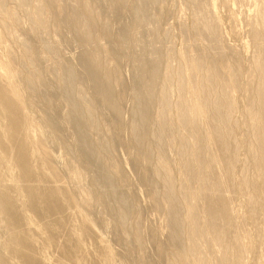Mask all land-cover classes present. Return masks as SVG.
Segmentation results:
<instances>
[{"label": "rangeland", "instance_id": "374dc122", "mask_svg": "<svg viewBox=\"0 0 264 264\" xmlns=\"http://www.w3.org/2000/svg\"><path fill=\"white\" fill-rule=\"evenodd\" d=\"M17 1L0 0V264H238L237 255L243 264H264V178L254 161L258 132L246 97L259 78L254 61L264 34L254 11L264 0L242 7L206 0L218 21L213 40L200 36L193 0H140L144 10L139 0H84L94 13L87 27L96 38V62L114 70L108 80L117 111L96 92L104 71L92 78L85 66L83 42L68 22L69 1L27 0L25 8ZM37 2L44 7L41 27L31 15ZM154 58L158 74L146 92ZM204 76H211L208 87ZM233 79L242 87H232ZM222 93L230 105L227 148L235 153L227 174L221 161L211 162L219 152L215 139L198 137L213 133ZM198 97L207 98L206 109L192 117V132L178 112ZM134 132L146 134L141 144ZM195 157L211 162L199 179L186 174ZM204 184L208 195L193 201L191 213L189 194ZM218 184L227 218L215 214L210 228L203 204L216 202ZM165 210L173 212L171 221ZM213 227L224 233L215 249Z\"/></svg>", "mask_w": 264, "mask_h": 264}, {"label": "bare ground", "instance_id": "6f19581e", "mask_svg": "<svg viewBox=\"0 0 264 264\" xmlns=\"http://www.w3.org/2000/svg\"><path fill=\"white\" fill-rule=\"evenodd\" d=\"M17 1V0H16ZM36 1V0H35ZM69 1V3H70V5H71V7H70V14H69V16H68V22H69V25L71 26V27H73L74 29H76V31L78 32V34H79V36H80V38H81V40H82V42H83V45H84V49H83V52H82V57L85 59V66L87 67V69L89 70V71H91V77L92 78H95V75H96V73H100V72H102V71H104V75H102V80L98 83V85H97V90H96V92H97V94L100 96V98H101V100L104 102V103H106V104H108L110 107H112L113 108V110H116L117 111V108H116V104H115V94H113V92H112V90H111V88H110V83H109V80H108V74H109V72H111V71H114L113 70V68H112V70H108V69H106V68H104L103 69V67L102 66H99V62H96V59H95V53H96V50H95V45H94V42L96 41V38H94L93 36H92V34L90 33V31L88 30V27H87V25H88V23H91V22H93L94 21V13H93V11H92V9L90 8V6L87 4V2H85L84 0H68ZM144 1V0H143ZM143 1H138L137 3H136V5H138L137 7H140V9H142V10H144V9H147L146 7V3H144ZM194 1V2H193ZM192 2H193V4H194V7H195V10H196V23L197 24H199V26H200V36L202 35L203 37H205V38H208V40L209 39H211V40H213V39H215L216 38V36H217V33H218V21H217V18H216V16H213L211 13H210V9H209V7H208V2L206 1V0H193ZM237 3H238V6L240 5V7H242V6H244V5H250L251 4V0H235ZM255 1V0H254ZM260 1V0H259ZM258 1V2H259ZM33 2V1H32ZM17 3H19L21 6H25L27 3H28V5H30L29 4V2H27V0H18L17 1ZM34 3H36V2H34ZM38 3V2H37ZM55 3V1L54 0H52L49 4H51V5H53ZM18 4V5H19ZM33 4V3H32ZM39 4H41V2H39L38 3V5L37 4H35V6L32 8V11H33V13L31 14V15H33V18L32 19H34V23L36 22L37 24H36V26L37 25H43V23L45 24V22H44V20H45V16H44V7L42 8ZM255 4V3H254ZM253 4V5H254ZM42 5V4H41ZM20 6V7H21ZM26 7V6H25ZM24 7V8H25ZM29 7V6H28ZM30 7H31V5H30ZM259 7V6H258ZM22 8V7H21ZM23 8V9H24ZM29 9V8H28ZM242 10H243V8H242ZM31 11V10H30ZM29 12V11H28ZM238 12V11H237ZM80 14H86L87 15V17H86V19L85 20H81L80 19V17H79V15ZM244 14V13H243ZM8 15V14H7ZM11 15V14H10ZM30 15V16H31ZM194 16H195V14H194ZM235 16V15H234ZM254 17L257 19V21H256V19H252V21H256L257 23H259L260 24V26H261V28H262V33L264 34V7H260V8H255V11H254ZM248 18H250V17H248ZM250 19V20H251ZM31 20V19H30ZM250 20H248V21H250ZM2 21V20H1ZM144 22V21H143ZM249 23H251V22H249ZM253 23V22H252ZM257 23L255 24V25H257ZM3 26V25H2ZM5 26V25H4ZM38 26V27H39ZM44 26V25H43ZM152 26V25H151ZM252 26V25H251ZM254 26V25H253ZM252 26V27H253ZM41 27V26H40ZM257 27H258V25H257ZM146 28V27H145ZM145 28H143V29H145ZM260 28V29H261ZM103 29H106V30H104V32H105V35H111L112 33L107 29V28H103ZM148 29V28H147ZM199 29V28H198ZM250 30V34L249 35H251V38H252V40H256L258 37H257V33H256V27H255V29H251V28H249ZM259 28H257V30H258ZM260 32H261V30H259ZM1 32V31H0ZM147 32V31H146ZM259 32V33H260ZM149 33L151 34L152 32H151V30L149 31ZM5 34V33H4ZM104 34V33H103ZM261 34V33H260ZM264 37V36H263ZM117 41L116 42H118L117 44L118 45H122L123 43H124V39H122V37H120L119 35H118V37H114ZM1 40V39H0ZM132 41L134 42V43H136V44H138L139 43V41H138V37L137 36H135V37H133V39H132ZM262 43V42H261ZM261 43H257V46H256V48H257V51L259 52V54H258V56H257V58L255 59V61H254V68H255V70H256V72L258 73V76L257 77H259L258 78V83H256V86H255V89L252 91V92H250V90H248V91H246V97H247V99H249L250 100V102L252 103V107H254V110H252V109H250L251 110V114L253 115V120H254V125H253V127H254V129H257V135L255 136V140L254 141H256V146H257V152H256V154H254V161H255V165L257 166V170H259V175H261L263 178H264V174H263V171H264V44H261ZM28 53V52H27ZM23 55V54H22ZM183 55V54H182ZM182 55H181V57H182ZM204 56V55H203ZM184 57V56H183ZM182 57V58H183ZM199 57V56H198ZM198 57H197V59H198ZM210 57H212V56H210ZM180 59V58H179ZM200 59V58H199ZM9 60V59H8ZM240 60V59H239ZM151 61V66H150V68H151V75L147 78V79H145V80H143V85H144V88H145V91L146 92H148V90H149V88H151L153 85H154V81H155V78H156V76H157V74H158V59L157 58H154V59H151L150 60ZM200 61H202V60H200ZM199 61V62H200ZM138 65H137V69L139 70V72L140 73H143L144 71H143V66L140 64V63H142V60H139L138 62ZM212 63L213 64H217V60H215L214 59V61H212ZM204 64V63H203ZM210 64V63H209ZM208 64V65H209ZM197 65V64H196ZM207 65V66H208ZM211 66V65H210ZM214 66V65H213ZM216 66V65H215ZM208 68H209V66H208ZM212 68V67H211ZM190 69V68H189ZM210 70V69H209ZM209 70H207V72L209 71ZM212 70H214V69H211V73H210V75H212ZM168 71V70H167ZM189 71V70H188ZM195 71V70H194ZM34 72H36V71H34ZM68 72V75H70V71H67ZM215 73H216V71H215ZM188 74V73H187ZM190 74V73H189ZM195 74V73H194ZM197 74V73H196ZM205 74H208V73H205ZM204 74V75H205ZM209 75V74H208ZM191 76V75H190ZM207 76V75H206ZM206 76H204L205 78H206ZM211 76H209V78H210ZM256 77V78H257ZM184 78V77H183ZM186 78V77H185ZM203 78V77H202ZM202 78H200V79H202ZM204 78V80H207V82H205V84L206 83H209L208 81L210 80L211 81V79H209L208 77L205 79ZM217 78V77H216ZM180 80H181V78H180ZM197 80H198V78H197ZM196 80V81H197ZM203 80V79H202ZM202 80H200V81H202ZM204 80H203V83H204ZM182 81V80H181ZM187 81V80H186ZM230 81V80H229ZM243 81V80H242ZM191 82H193V80L189 77V83L191 84ZM198 82V81H197ZM184 83V82H183ZM183 83H182V85H183ZM203 83H199L198 82V84H200L201 86L203 85ZM186 84H188V82H186ZM197 84V83H196ZM185 85V84H184ZM192 85V84H191ZM209 86V84H206V87H208ZM229 85V84H228ZM232 87H237V86H239L240 85V88L242 87V82L240 81H238V79H233V80H231V84H230ZM177 86V85H176ZM187 86V85H186ZM180 87V86H179ZM211 87V86H210ZM187 88V87H186ZM201 88V87H200ZM199 88V89H200ZM161 89V88H160ZM190 89H192V87H190ZM198 89V88H197ZM203 89H205V88H203ZM210 89V88H209ZM166 90V89H165ZM192 90H194V89H192ZM205 90H208V89H205ZM204 90V91H205ZM245 90H247V89H245ZM186 91V90H185ZM190 91V90H189ZM165 92V91H164ZM164 92L161 94V95H163L164 94ZM187 92V91H186ZM191 92V91H190ZM193 92V91H192ZM191 92V93H192ZM200 92H201V89H200ZM205 92H207V91H205ZM205 92H204V96L205 95H207V94H205ZM190 93V94H191ZM166 95H167V91H166V93H165ZM164 94V95H165ZM188 94V93H187ZM219 94H220V91H219ZM163 95V96H164ZM201 95H202V93H201ZM163 96H162V99H163ZM182 96V95H181ZM208 96V95H207ZM206 96V97H207ZM179 97V96H178ZM188 97V96H187ZM205 97V98H206ZM220 97V96H219ZM165 96H164V100H165ZM193 98V97H192ZM199 98V97H198ZM221 98V101H222V103L221 102H218V104L216 105V107H215V115H216V117L215 118H217V124H216V127L214 128V131H213V133H210V134H206L205 136H198L199 137V139L201 138V141H203V140H206V139H209V138H211V137H213L214 139H215V141L218 143V146H219V152H218V155L216 156V157H213L212 159H211V162H214V161H221L223 164H224V166H225V174H227L228 173V170H229V166H230V164H231V162L235 159V153H234V151H232V149H230V150H228V148L227 147H229L228 145H229V142H228V138H227V130L231 127L230 126V124H229V117H228V111H229V103L227 102V100H226V98H225V96H224V94L222 93V96L220 97ZM219 98V99H220ZM183 99V98H182ZM201 99V100H200ZM207 99V98H206ZM205 99V100H206ZM209 99V98H208ZM164 100L161 102V103H163L164 102ZM185 100H186V98H185ZM204 100V98L202 99V97H200L199 98V100H196V102H194V103H192L191 105H186V104H184V103H182V105H181V108H180V110H179V112H178V119H180L184 124H186L188 127H189V129L192 131V132H195L193 129H195L194 127H193V123H192V121L194 120L192 117H195L194 115L196 114V112H198V111H203V109H206L205 108V106H206V101ZM216 100V99H215ZM193 101V100H192ZM233 101H234V99H233ZM152 102V100L148 97V96H146L145 97V100H143L142 101V107L144 108V109H148L149 108V106H150V103ZM165 102H166V100H165ZM183 102V101H182ZM186 102V101H185ZM191 102V101H190ZM189 102V103H190ZM80 103V102H79ZM212 103V102H211ZM164 104V103H163ZM210 104V103H209ZM81 105V104H80ZM165 105V104H164ZM167 105V104H166ZM165 105V106H166ZM82 106V105H81ZM163 106V105H162ZM233 106V105H232ZM249 106V105H248ZM84 107V106H83ZM87 107V106H86ZM86 107H84L85 109H86ZM167 107V106H166ZM251 107V106H250ZM82 108V107H81ZM161 109L163 110V107H161ZM88 108L86 109V111L88 112ZM164 110H165V108H164ZM164 110L162 111V112H164ZM90 111V110H89ZM83 112V111H82ZM87 112L85 113V114H87ZM205 112V111H204ZM159 113V112H158ZM89 114H90V112H89ZM200 115V114H199ZM248 117V116H247ZM159 119H161V118H159ZM159 119H156V120H159ZM198 120V119H197ZM161 121H162V119H161ZM158 122V121H157ZM160 122V121H159ZM158 124V123H157ZM156 124V125H157ZM161 124V123H160ZM158 125V126H160V127H162L161 125ZM163 124V123H162ZM159 128V127H158ZM249 128H250V126H249ZM159 130V129H158ZM200 130V129H199ZM146 135V134H145ZM145 135L143 134V133H140V132H134V138H135V140L137 141V143H139V144H141L142 142H143V140H144V138H145ZM159 136V135H158ZM161 137V136H160ZM158 138V137H157ZM161 139V138H160ZM159 139V140H160ZM164 141V140H163ZM166 143V142H165ZM235 143V142H234ZM167 144V143H166ZM200 145H202V142H201V144ZM201 148V147H200ZM198 149H199V146H198ZM185 150V149H184ZM254 150V149H253ZM252 150V151H253ZM195 151H197V150H195ZM194 151V152H195ZM200 150H198V152H199ZM199 154H200V152H199ZM251 154V153H250ZM194 155L195 154H193V157H194ZM198 154H196L195 156H197ZM199 157V156H198ZM196 158V163H197V165H196V167L194 166V167H192V168H188L187 166H185V169H187L188 168V170L186 171L187 173V177L189 176H195V175H197V174H200V175H204V174H206V173H208V172H210L211 171V162H208L206 159V161H204V160H202V159H199V158H197V157H195ZM194 158V159H195ZM194 159H193V162H194ZM194 162V163H195ZM220 162V163H221ZM162 163V162H161ZM190 164H192L193 165V163H190ZM190 164H188V166H190ZM191 165V166H192ZM158 166V165H157ZM159 167V166H158ZM187 167V168H186ZM184 171V172H185ZM203 173V174H202ZM240 175V174H239ZM183 176H186V175H183ZM199 176L197 175V179H199V178H201L202 176H200L199 178H198ZM205 176H203V178H204ZM243 177V176H242ZM186 178V177H185ZM190 178H193V177H190ZM195 178H196V176H195ZM244 178V177H243ZM106 179V178H105ZM187 179V178H186ZM194 179V178H193ZM183 180H185V179H183ZM188 180V179H187ZM205 180H206V177H205ZM243 180V179H242ZM246 180V178L243 180V182ZM186 181V180H185ZM207 181V180H206ZM106 182H109L107 179H106ZM246 182H247V180H246ZM246 182H245V184H246ZM204 183V182H203ZM205 185V184H204ZM204 185L203 186H201V187H203V189H201V187H199L201 190L198 192V193H191V194H189L190 195V199H188V208L190 209V212L192 213V208H193V204L195 203V202H193V201H195V200H197L196 198L197 197H201V198H203V197H205V196H207L206 195V193L208 192L207 191V189H208V186L207 185H205V186H207V188H205L204 187ZM221 185H219L218 184V186H217V189H216V191H217V197H218V199H216V202H212L211 200H206L205 198V200H206V202L203 204V208H204V213H205V218L204 219H206V222L208 223V225H209V227L212 225V223L214 222V220H215V218H216V216H215V214H218V219L217 220H222V221H224L226 218H227V208H226V206H225V204H224V198H223V195L222 194H220L221 192H220V187ZM214 187H215V185H214ZM169 190V189H168ZM199 190V189H198ZM170 191V190H169ZM168 193V192H167ZM170 193V192H169ZM224 193V192H223ZM171 194V193H170ZM172 195H173V193H172ZM167 196H169L168 194H167ZM171 196V195H170ZM174 197V196H173ZM172 196L170 197V199H172L173 198ZM251 197V196H250ZM169 198V197H168ZM200 198V199H201ZM199 199V198H198ZM247 199H249L248 197H247ZM179 200V199H178ZM215 200V199H214ZM213 200V201H214ZM170 203H174V202H170ZM170 203H169V210H171L170 209ZM216 203L218 204V205H216ZM172 205V204H171ZM173 206V205H172ZM171 206V207H172ZM255 206H256V203H255ZM168 209V208H167ZM189 209H187L188 211H189ZM252 209H253V207H252ZM172 210H173V207H172ZM166 212L164 213L165 215H164V217H165V219L166 220H168L169 218H173L171 215H172V213H171V211H168V210H165ZM251 212H252V210H250ZM216 212H218V213H216ZM253 213V212H252ZM190 214V213H189ZM191 218H193L192 216L190 217V218H188V219H190V221L191 222H194V218L193 219H191ZM263 218V217H262ZM175 219V218H174ZM170 221H171V219H169ZM173 220V219H172ZM189 221V220H188ZM174 222V221H173ZM175 223V222H174ZM264 223V222H263ZM190 224V223H189ZM216 224V223H215ZM192 226V225H191ZM213 226V225H212ZM211 226V227H212ZM264 226V225H263ZM197 227V226H196ZM210 227V228H211ZM209 228V229H210ZM214 228V227H213ZM210 229V233L208 234L209 236H210V239H211V243H210V245H211V247L213 248V249H215V247H219V245L221 244V242H222V238H223V230H218V229ZM176 229V228H175ZM207 232H208V229H207ZM175 234H176V231L174 232ZM205 233V232H204ZM238 234V233H237ZM177 235V234H176ZM188 236H189V234H188ZM194 236H195V233H194V231H192L191 232V234H190V236H189V242H188V244H189V253L191 254V256L193 255L194 256V254L196 253V251L198 250V244H197V239H195L194 238ZM239 236V235H238ZM200 237V236H199ZM202 238V237H201ZM239 239H240V236H239ZM239 239H237V240H239ZM187 244V245H188ZM237 244V243H236ZM200 246V245H199ZM220 249V248H219ZM224 249V248H223ZM216 250H217V248H216ZM222 250V249H221ZM198 253V252H197ZM241 253V252H240ZM240 253H238V254H240ZM186 254V253H185ZM190 254H188V255H190ZM242 255V254H241ZM190 256V257H191ZM187 257V256H186ZM222 259V258H221ZM238 259V260H237ZM208 260V259H207ZM218 260V259H217ZM220 260V259H219ZM218 260V261H219ZM184 261V260H183ZM202 261V260H201ZM236 261H237V263L238 264H243L242 263V261H241V259H240V257H239V255H237V257H236ZM185 263V262H184ZM200 263V262H199ZM212 263V262H211Z\"/></svg>", "mask_w": 264, "mask_h": 264}]
</instances>
